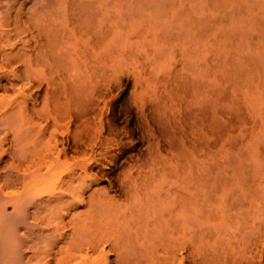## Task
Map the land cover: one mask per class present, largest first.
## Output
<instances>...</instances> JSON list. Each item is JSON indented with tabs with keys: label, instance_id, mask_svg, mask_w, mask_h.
Instances as JSON below:
<instances>
[{
	"label": "bare ground",
	"instance_id": "6f19581e",
	"mask_svg": "<svg viewBox=\"0 0 264 264\" xmlns=\"http://www.w3.org/2000/svg\"><path fill=\"white\" fill-rule=\"evenodd\" d=\"M260 100L264 0H0V264H264Z\"/></svg>",
	"mask_w": 264,
	"mask_h": 264
},
{
	"label": "rangeland",
	"instance_id": "374dc122",
	"mask_svg": "<svg viewBox=\"0 0 264 264\" xmlns=\"http://www.w3.org/2000/svg\"><path fill=\"white\" fill-rule=\"evenodd\" d=\"M257 101H256V103H255V105L253 104V107H255V109L257 108V109H261L262 110V108L264 107V100H260V103H261V105H260V103H258V105H260V107H262V108H258L259 106L257 105ZM257 105V106H256ZM264 110V109H263ZM262 110V111H263Z\"/></svg>",
	"mask_w": 264,
	"mask_h": 264
}]
</instances>
